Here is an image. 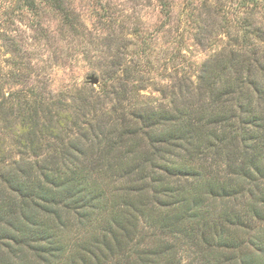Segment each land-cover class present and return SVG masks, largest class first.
I'll use <instances>...</instances> for the list:
<instances>
[{"label": "trees", "instance_id": "16d2710c", "mask_svg": "<svg viewBox=\"0 0 264 264\" xmlns=\"http://www.w3.org/2000/svg\"><path fill=\"white\" fill-rule=\"evenodd\" d=\"M12 1L69 21L66 0ZM253 62L225 54L195 86L181 79L147 103L129 74L123 104L96 118L80 111L85 94L71 108L38 94L2 100L19 150L8 159L0 138V264H264V84Z\"/></svg>", "mask_w": 264, "mask_h": 264}, {"label": "rangeland", "instance_id": "374dc122", "mask_svg": "<svg viewBox=\"0 0 264 264\" xmlns=\"http://www.w3.org/2000/svg\"><path fill=\"white\" fill-rule=\"evenodd\" d=\"M243 1L166 0L164 15L161 0H66L65 23L45 4L31 9L0 0V102L15 104L18 95L24 106L38 94L71 108L85 94L91 106L80 111L96 118L123 104L129 74L142 88L139 101L156 102L181 79L198 84L204 65L225 54L257 60L251 77L264 84V0ZM3 124L8 159L18 158L12 127Z\"/></svg>", "mask_w": 264, "mask_h": 264}, {"label": "water", "instance_id": "95a60500", "mask_svg": "<svg viewBox=\"0 0 264 264\" xmlns=\"http://www.w3.org/2000/svg\"><path fill=\"white\" fill-rule=\"evenodd\" d=\"M90 81H91V83L95 84L98 82V79H97V77L92 75V76H90Z\"/></svg>", "mask_w": 264, "mask_h": 264}]
</instances>
